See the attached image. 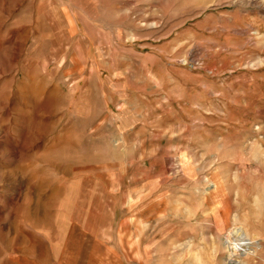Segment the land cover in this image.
<instances>
[{"label": "rangeland", "instance_id": "1", "mask_svg": "<svg viewBox=\"0 0 264 264\" xmlns=\"http://www.w3.org/2000/svg\"><path fill=\"white\" fill-rule=\"evenodd\" d=\"M251 155L264 0H0V264H230Z\"/></svg>", "mask_w": 264, "mask_h": 264}, {"label": "crops", "instance_id": "2", "mask_svg": "<svg viewBox=\"0 0 264 264\" xmlns=\"http://www.w3.org/2000/svg\"><path fill=\"white\" fill-rule=\"evenodd\" d=\"M248 160H249L248 163H252L254 165L258 164L260 166V164H264V155H251L248 157ZM251 169H253L254 173H259V170L255 169L254 166ZM251 204L252 205L249 210L251 212H254V214L251 213L250 216L260 221L261 220L263 221L264 220V184L262 185V189L258 191L257 195L256 194L251 195ZM218 210L221 209L218 208ZM224 220H225L224 218H218V217L214 218V264H217V260L220 261L222 260V263L224 262L223 261L224 254L222 250L216 249L215 246V235H218L219 238H222L221 234L226 229H228V225ZM246 234L248 236V239L251 241V243L259 244L260 248L258 254H260V256L258 257V260H259V264H264V236L263 237L256 236L252 234V232L250 233V230H247ZM157 256L161 257V254Z\"/></svg>", "mask_w": 264, "mask_h": 264}, {"label": "bare ground", "instance_id": "3", "mask_svg": "<svg viewBox=\"0 0 264 264\" xmlns=\"http://www.w3.org/2000/svg\"><path fill=\"white\" fill-rule=\"evenodd\" d=\"M237 231V233L239 234V237H240V240H242L241 242H243L242 243V245L241 244H239V245H241L240 247H239V245H230L229 244V242L228 241H226V246H227V248L230 250V254H229V256H228V258L226 259V262L227 263H230V264H241V262L240 261H238V260H236L235 258H234V252H236V251H241V252H243L244 250H243V246H246V245H248V244H250L251 242L246 238V235H245V233L240 229V230H236ZM235 233V232H234ZM250 247V246H249ZM233 250V251H232Z\"/></svg>", "mask_w": 264, "mask_h": 264}]
</instances>
